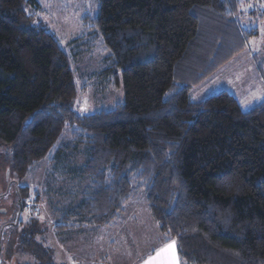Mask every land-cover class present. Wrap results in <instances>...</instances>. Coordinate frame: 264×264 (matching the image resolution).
Instances as JSON below:
<instances>
[{
    "label": "trees",
    "instance_id": "trees-1",
    "mask_svg": "<svg viewBox=\"0 0 264 264\" xmlns=\"http://www.w3.org/2000/svg\"><path fill=\"white\" fill-rule=\"evenodd\" d=\"M98 1L85 45L105 66L82 79L123 86L125 99L86 115L69 55L26 10L37 0H0V146L19 179L46 160L64 174L52 236L111 228L144 197L182 264H264V102L245 111L230 90L192 98L260 36L245 18H264V0L249 13L254 0ZM17 191L28 264H60L40 241L39 194Z\"/></svg>",
    "mask_w": 264,
    "mask_h": 264
},
{
    "label": "rangeland",
    "instance_id": "rangeland-1",
    "mask_svg": "<svg viewBox=\"0 0 264 264\" xmlns=\"http://www.w3.org/2000/svg\"><path fill=\"white\" fill-rule=\"evenodd\" d=\"M37 2L38 8L26 6V10L33 16L35 24L45 26L57 36L72 61V68L79 88L75 110L89 115L100 109L111 110L115 105L124 102L123 86L120 89L113 90L111 87L102 90L94 87L89 80L85 82L82 79V77L100 71L105 66L104 55L99 50L85 45L88 25L84 19L87 15L94 17L99 9V1L37 0ZM254 5L255 0L252 1L251 7L245 13L252 11ZM261 16H263L262 13ZM245 20L252 21L253 28L259 31L260 36L247 43L245 51L195 89L192 94L195 97L194 101H200L215 93L230 90L237 96L245 111H250L264 102V75L261 68L264 66V18L246 17ZM69 129L68 127L64 138H62L66 141L69 140V136H67ZM7 154V148L0 146V264H28L33 260L31 256L22 251L21 240L24 235L22 231L25 229V225L16 226L8 216V212L12 210L13 201L16 204L17 189L24 186L29 188L32 197L39 194L41 203H38V209L40 212L35 217L38 221L37 231L40 233V241L43 246L46 249H52L54 259L60 264H68L69 254L66 255V249L75 252L77 250L79 254L87 257L90 256L92 250L94 252V244L106 243V238L103 237L105 232L115 237L121 236L119 232L116 233L115 227L108 230L103 229L102 234L99 235L98 230L89 229L84 232H71L66 234V237L63 235L57 238L55 235L52 236L55 216L53 209L56 206L65 205L68 196L67 193L64 194L63 190V182L66 180L64 174L60 169L58 173L52 172L46 160L37 165L25 179H19L8 163ZM83 161V156L75 157L73 164L80 166ZM57 181L59 189L56 193L51 192V184ZM133 204L137 205V214L146 212L144 206H147V203L144 197L135 199ZM22 219L27 222L29 214L24 215ZM123 220H125L124 217L121 221ZM70 254L73 259L74 254Z\"/></svg>",
    "mask_w": 264,
    "mask_h": 264
},
{
    "label": "crops",
    "instance_id": "crops-1",
    "mask_svg": "<svg viewBox=\"0 0 264 264\" xmlns=\"http://www.w3.org/2000/svg\"><path fill=\"white\" fill-rule=\"evenodd\" d=\"M137 205L132 204L125 213V220L117 222L112 227L120 233V237L104 233L106 243L94 244V252L83 256L76 250L66 249L68 264H144L149 256H154L156 250L166 242L160 234L157 223L147 210L137 214ZM139 207V206H138ZM111 227V229H112ZM151 228V229H150ZM106 230L110 228H105ZM94 230V229H93ZM105 230V231H106ZM97 231V230H94ZM103 230H98V235ZM120 242V244H119ZM73 253V259L72 254Z\"/></svg>",
    "mask_w": 264,
    "mask_h": 264
},
{
    "label": "snow or ice",
    "instance_id": "snow-or-ice-1",
    "mask_svg": "<svg viewBox=\"0 0 264 264\" xmlns=\"http://www.w3.org/2000/svg\"><path fill=\"white\" fill-rule=\"evenodd\" d=\"M251 7V5H249ZM195 99V97H192ZM86 110V109H85ZM144 264H182L179 255V245L176 240H170L163 247L156 250L154 256H149Z\"/></svg>",
    "mask_w": 264,
    "mask_h": 264
},
{
    "label": "flooded vegetation",
    "instance_id": "flooded-vegetation-1",
    "mask_svg": "<svg viewBox=\"0 0 264 264\" xmlns=\"http://www.w3.org/2000/svg\"><path fill=\"white\" fill-rule=\"evenodd\" d=\"M17 195V200H16V204L13 201V207H11V211L8 212V216H10L11 220H13V217L15 215V222L14 224L16 226H20V225H24L23 223L25 222V219H22L24 215L27 214L26 209H28V207L22 206V202H21V195L19 194V191H17L16 193ZM12 224V222H11ZM19 224V225H18Z\"/></svg>",
    "mask_w": 264,
    "mask_h": 264
},
{
    "label": "water",
    "instance_id": "water-1",
    "mask_svg": "<svg viewBox=\"0 0 264 264\" xmlns=\"http://www.w3.org/2000/svg\"><path fill=\"white\" fill-rule=\"evenodd\" d=\"M0 254H1V248H0Z\"/></svg>",
    "mask_w": 264,
    "mask_h": 264
}]
</instances>
